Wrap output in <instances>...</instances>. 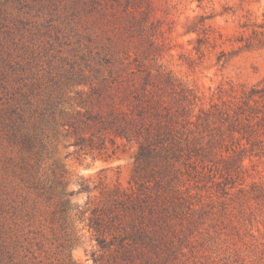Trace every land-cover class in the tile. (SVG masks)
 <instances>
[{
	"label": "trees",
	"instance_id": "obj_1",
	"mask_svg": "<svg viewBox=\"0 0 264 264\" xmlns=\"http://www.w3.org/2000/svg\"><path fill=\"white\" fill-rule=\"evenodd\" d=\"M29 1L41 4L50 21L83 38L89 58H101L93 66L87 59V74L71 67L64 84L43 96L32 83L29 94L35 100L8 104L0 94L1 109H8L0 126L27 154L20 166L25 183L52 207L61 228L71 225L72 210L79 214L108 264L137 258L153 262L149 253L163 263L171 251L168 233L181 228L184 219L190 222L188 215L196 210L186 183L210 181L227 194L243 172L244 159L264 155V78L241 85L228 98L220 87L218 100L211 97L206 106L194 88L156 64L170 48L172 26L166 22L164 27L152 0ZM208 18L199 14L183 25L182 34H194L188 42L198 58L218 48L217 61L227 59L234 48H223L226 41L264 49V22L243 21L238 36L225 37ZM6 66L15 70L9 63L0 65L2 90L7 88ZM71 85L85 88L71 94ZM230 91L235 92L233 85ZM63 139L78 155L104 161L117 154L118 139L136 144L129 185L110 184L101 168L97 180L80 176L77 189L65 191L69 171L56 157ZM46 157L51 162L45 168ZM81 191L87 194L84 204H71L69 196ZM255 197L264 199V194Z\"/></svg>",
	"mask_w": 264,
	"mask_h": 264
},
{
	"label": "rangeland",
	"instance_id": "obj_2",
	"mask_svg": "<svg viewBox=\"0 0 264 264\" xmlns=\"http://www.w3.org/2000/svg\"><path fill=\"white\" fill-rule=\"evenodd\" d=\"M158 16L172 26L169 49L161 52L156 64L162 65L182 83L194 88L207 106L209 99L218 100V90L228 98L239 93L241 85H249L264 78V49L239 48L226 41L222 46L234 48L225 60L217 61L218 48L202 58L190 51L188 39L194 34H182L187 20L204 14L207 23L220 30L225 37H236L243 21L264 22V0H152ZM163 10L168 13H163ZM58 26H60L58 28ZM85 40L69 31L61 23L50 21L41 4L29 0H0V65L9 63L7 88L0 92L2 102L16 104L20 98L35 100L29 94L34 83L36 91L44 95L56 85L64 84L74 70L85 63L96 65L101 57L89 58ZM94 59V60H93ZM154 64V61L151 62ZM102 68V67H101ZM233 85L235 92L230 91ZM83 85H71L74 89ZM19 101V100H18ZM0 100V116L5 109ZM74 108V106L72 107ZM120 143L113 158L104 161L73 152L67 139L56 146L57 162L69 171L65 191L76 190L80 176L98 179L105 175L110 184L129 185L136 144ZM111 147V144L108 143ZM27 154L20 151L0 126V264H108L106 257L91 236L84 220L71 211V225L65 229L52 218V207L25 183L21 165ZM51 158L46 157V168ZM244 169L227 194L217 191L210 181L194 180L189 201L196 208L188 215V222L168 233L172 244L163 263L153 253V262L137 258L124 264H264V155L246 157ZM84 191L69 196L71 204L83 205Z\"/></svg>",
	"mask_w": 264,
	"mask_h": 264
}]
</instances>
